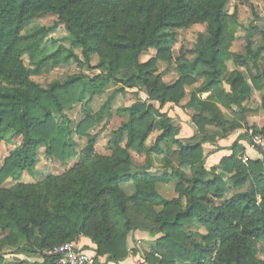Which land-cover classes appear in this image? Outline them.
Masks as SVG:
<instances>
[{
    "label": "trees",
    "instance_id": "16d2710c",
    "mask_svg": "<svg viewBox=\"0 0 264 264\" xmlns=\"http://www.w3.org/2000/svg\"><path fill=\"white\" fill-rule=\"evenodd\" d=\"M227 1L0 0V142L12 146L0 168V231L7 232L0 240V264L13 248L42 256V264H58L57 255L44 252L64 243L94 256L97 264H124L136 254L131 242L139 232L155 240L145 251L148 264H264L256 249L264 244V159L251 156L241 163L245 148L235 141L218 162L219 172L205 168L203 143L214 141L206 128L221 129V137L242 129L226 120L222 109L244 111L263 84L257 59L264 52V32L261 46L254 51L247 46L246 58L231 54L223 13ZM31 23L39 25L25 31ZM197 25L205 26L209 42L196 47L191 59L181 52L175 59L179 78L166 84L157 72L158 62L173 61L164 44L174 30ZM59 27L68 34L69 48L47 42ZM149 50L155 56L141 63ZM24 56L35 67L72 61L101 74L87 81L77 74L41 87L32 81ZM93 56L97 63L90 66ZM246 60L256 71L251 74L248 66L249 82L239 70L227 73L228 61L243 66ZM197 81L190 95L198 108L190 118L195 130L181 137L184 125H175L168 111ZM110 84L143 98L118 110L125 122L113 132L111 153L105 156L95 151L96 136H86L93 117L87 114L73 128L65 111ZM113 99L114 94L103 106L108 117ZM252 129L264 135V125ZM154 131L159 133L147 148ZM74 138L86 143L72 167L35 183L19 181L24 173L33 174L40 148L50 160L71 161ZM131 151L147 156V168L134 167ZM152 158L160 159L159 176L149 173ZM173 179L177 198L164 200L158 186ZM8 181L14 184L4 187ZM122 185H132V193L127 195ZM229 190L233 193L226 197ZM194 223L205 230L200 241L185 230Z\"/></svg>",
    "mask_w": 264,
    "mask_h": 264
},
{
    "label": "rangeland",
    "instance_id": "374dc122",
    "mask_svg": "<svg viewBox=\"0 0 264 264\" xmlns=\"http://www.w3.org/2000/svg\"><path fill=\"white\" fill-rule=\"evenodd\" d=\"M223 13L228 23V32L226 33V37H228L229 50L231 54L244 59L246 58V48L248 45H250L252 51L262 45L261 34L264 32V0H228L224 6ZM38 25V23L28 24L25 31L35 29ZM173 32H175L174 35L172 37L169 36L168 41H166L167 44H164L165 47L170 49L173 61L170 64L163 61H160L157 64V72L161 74L162 80L166 84H171L179 78L175 65V59L180 56L181 52L183 56L191 59L193 56L192 52L196 47L203 46L209 42L206 28L202 25L193 26L187 30H174ZM47 40V42H50L49 40H55L58 44H61L66 48L70 47L68 34L63 27H59L55 31L51 32L47 36ZM74 52L80 59L82 58L80 50L76 49ZM155 54V50H149L146 53H143L139 60L141 63L146 62L147 60L153 58ZM23 63L25 67L30 70L32 81L41 87H46L54 80L64 82L69 77L77 74L84 75L85 81L91 80L95 76L101 74L100 70H94L85 65H78L72 61L66 65L51 66L46 64L35 67L32 63H30L28 57L24 56ZM96 63L97 57L93 56L90 61V66H95ZM226 66L228 74H230L233 70H239L248 82L250 81L249 72L247 70L248 66L251 74L256 73V71L250 67L247 60L243 66H236L233 61H228ZM257 68V72L261 74L263 78L262 89L261 91L253 92L252 97L244 104V111L237 113L235 108L232 110L222 109L226 120L237 123L241 126L242 129L236 130L238 133L245 130L243 127H246L247 131H253L252 128L259 129L264 125V99L262 98L264 96V52L257 59ZM227 73L225 76H227ZM200 82L201 81H197V84L193 86H186L185 96L180 101L178 107L171 108L168 111V114L170 118H172L175 125H184H180L181 137L191 136L195 130L190 123V118L197 113L198 108L190 101V95L196 90ZM119 90L120 86L110 84L100 94L91 97L90 100H88L87 95H83L71 109L65 111V114L73 123V128L84 120L87 114H90L93 117L94 125L87 132L86 136H96L95 151L100 155H110L112 134L120 127L121 124L125 122V114L119 112L118 110L128 107L136 100L143 98V94L137 92L136 90ZM112 94H114V99L110 102L109 111L111 112V116L108 117L107 112L103 109V106L107 98ZM199 96L201 98H206L207 94ZM190 128H192L191 132ZM227 128L229 127L227 126ZM229 132L230 131H227V133ZM158 133V131H154L150 134L146 141L147 148L153 144V140ZM205 133L206 136L212 137H219L224 134L221 129L214 127H207ZM197 137L200 139L203 135H199ZM74 140L77 142L75 146L76 155L71 161L66 164H61L58 161L50 160L44 155V149L40 148L37 151L38 163L33 174L28 175L27 173H24L19 181L23 183H35L43 180L49 175H61L65 170L72 167L73 164L78 161L79 154L86 143V138H74ZM124 142L121 146L124 145ZM11 149L12 146L8 143L0 142V168L3 165V161L9 150ZM130 159L135 168L139 170L147 168L148 160L146 155H139L131 151ZM152 160V168L149 170V173L155 176L161 175L162 169L160 167V159L152 158ZM211 170H213V172H219L217 166ZM182 171L189 176L188 169H182ZM176 181V179H173L168 184H160L158 186V193L160 197L164 200L177 198V193L175 192ZM223 181H225L226 184H229L227 177H224ZM13 184L14 182L8 181L4 184V187H10ZM122 188L127 195L132 193V185H122ZM232 193L233 191L229 190L226 197H229ZM215 205H218V201H215ZM157 211H159V209ZM185 230L196 241H200L201 236L205 234V230L197 223H194L191 227H185ZM6 235L7 232L0 231V240ZM144 237H136V239L132 240L131 247L134 248L136 254L129 256L124 264H148V262L145 261V251L150 246H154L155 240L151 237ZM256 249L258 258L264 262V244H257ZM17 262L24 264H42L43 257L38 255H22L14 248L7 250L4 257V264H15Z\"/></svg>",
    "mask_w": 264,
    "mask_h": 264
},
{
    "label": "built area",
    "instance_id": "2783aa9c",
    "mask_svg": "<svg viewBox=\"0 0 264 264\" xmlns=\"http://www.w3.org/2000/svg\"><path fill=\"white\" fill-rule=\"evenodd\" d=\"M248 150L255 151L258 156L264 159V135L254 134L252 130L247 132ZM249 156L243 154L241 163L247 164ZM47 256L57 255L58 264H97L94 256L84 251L77 250L72 243H64L53 249L44 252Z\"/></svg>",
    "mask_w": 264,
    "mask_h": 264
},
{
    "label": "crops",
    "instance_id": "0c3cea01",
    "mask_svg": "<svg viewBox=\"0 0 264 264\" xmlns=\"http://www.w3.org/2000/svg\"><path fill=\"white\" fill-rule=\"evenodd\" d=\"M192 131V128H190V132ZM242 132V131H241ZM238 131H235L229 135H227L226 137H214V141L209 142L206 141L205 143H203V150H204V156H205V168L206 170H211L212 168H214L215 166H217L218 162L220 161V159L225 156L227 153H229L227 151L228 148L231 147V145L237 141V143L241 144V146H243L245 148L244 154L251 157V156H255L258 157L259 159H261L260 156L257 155V153L255 151L252 150H248L247 146H248V139H247V132L246 134L244 133L245 130H243V132L241 133ZM210 172V171H209ZM211 175H209L208 177H211ZM147 233H143V232H139V233H135V237H149L148 235H146Z\"/></svg>",
    "mask_w": 264,
    "mask_h": 264
}]
</instances>
